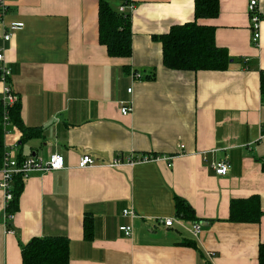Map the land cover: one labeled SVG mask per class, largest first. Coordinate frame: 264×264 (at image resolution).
Instances as JSON below:
<instances>
[{"label":"crops","instance_id":"obj_1","mask_svg":"<svg viewBox=\"0 0 264 264\" xmlns=\"http://www.w3.org/2000/svg\"><path fill=\"white\" fill-rule=\"evenodd\" d=\"M249 1L220 0L217 18L198 21L216 28V45L232 61L225 71L196 72L166 68L157 39L194 21L195 0H132L128 59L111 58L100 44V0H5L0 50L9 84L24 124L41 132L22 144L10 123L5 152L59 154L66 168L23 179L10 229L0 190V264H22L23 247L44 237L69 239V264H259L264 214L259 224L229 220L233 201L258 197L264 213V0L258 45ZM12 23L24 27L5 41ZM3 90L0 81V98ZM121 102L133 106L129 115ZM84 155L96 164L79 169ZM120 156L171 157L172 167L166 160L110 167ZM223 160L231 169L218 176L211 165ZM177 198L196 221L177 216ZM130 209L138 218L123 216ZM160 219H173V227ZM195 223L198 238L190 232ZM122 226H133V235Z\"/></svg>","mask_w":264,"mask_h":264},{"label":"trees","instance_id":"obj_2","mask_svg":"<svg viewBox=\"0 0 264 264\" xmlns=\"http://www.w3.org/2000/svg\"><path fill=\"white\" fill-rule=\"evenodd\" d=\"M119 1L120 6L131 0H100L99 4V41L107 48L111 58L128 59L132 56V14L121 13L119 8L111 5ZM119 6V7H120ZM220 14V0H195V19L183 25L174 26L164 35L157 37L163 47L164 66L181 71H225L232 59L228 51L216 45V28L198 23L202 19H215ZM261 100L264 104V71L260 76ZM8 110L10 123L22 132L21 143L40 137L38 129L27 127L22 118V106L19 103L6 109L0 98V169L2 167L5 144L4 115ZM22 160L23 158H18ZM22 176L13 181V200L6 213L15 215L19 210L20 197L24 188ZM177 216L185 221H196L192 207L184 200L177 198ZM229 220L234 223L259 224L262 215L260 200L253 197L249 200L233 201ZM89 216L85 218V238L93 236V223ZM11 224L8 223L10 229ZM184 244L194 245L187 241ZM22 264H69L70 241L67 237L34 238L22 249ZM259 264H264V244L259 246Z\"/></svg>","mask_w":264,"mask_h":264},{"label":"built area","instance_id":"obj_3","mask_svg":"<svg viewBox=\"0 0 264 264\" xmlns=\"http://www.w3.org/2000/svg\"><path fill=\"white\" fill-rule=\"evenodd\" d=\"M135 10V4L130 1V3L126 5H122L119 7V11L121 13H131L133 16ZM248 12L250 14L251 20V29H252V42L254 45H258L261 40V23H262V14L260 12V4L258 0H250L248 4ZM7 14V5L5 0H0V23H3L4 17ZM24 27L23 23H12L9 25L7 32L4 34V40L10 41L13 35L22 30ZM11 76V71L6 63L4 50H0V81L4 84V90L2 93L1 100L6 109L12 108L15 104L19 103V97L13 92L11 85L9 84V78ZM136 78H139V74H135ZM131 89L129 92L131 93ZM133 111V106L126 102L120 103V112L122 115H129ZM10 118L8 114V110H6L4 115V127L6 132L8 131L10 125ZM184 146H181L183 149ZM158 160H166L170 161L168 163V167H172V158L171 157H163L161 159L157 156H143L141 158H133L132 156L123 158L118 157L113 160L112 163L109 164L112 168H119L125 164L127 165H137L140 163L150 162V161H158ZM96 160L92 158L90 155H84L81 157L78 163L79 169H85L89 166L95 165ZM66 168L65 158L59 154L50 155L47 159L42 157H29L23 158L19 160L15 154L11 151H6L2 163V167L0 169V190L4 194L5 201V218L6 223H8L14 218V215H9L6 213L7 208L9 207L10 202L13 200V181L17 176H22L24 179L30 177L33 173H50L54 171L63 170ZM211 168L214 170L216 175L218 176H226L230 169L231 165L228 160H223L220 162H215L211 165ZM124 217H129L131 219L138 218L135 210H125L123 212ZM158 223L163 224L165 227L170 228L174 225L173 219H160L157 221ZM201 225L199 223H195L190 232L194 237L198 238L201 232ZM120 231L125 234L127 237H131L133 235V226H122Z\"/></svg>","mask_w":264,"mask_h":264},{"label":"rangeland","instance_id":"obj_4","mask_svg":"<svg viewBox=\"0 0 264 264\" xmlns=\"http://www.w3.org/2000/svg\"><path fill=\"white\" fill-rule=\"evenodd\" d=\"M111 5H112V7L117 9L119 7L120 3L118 1H112Z\"/></svg>","mask_w":264,"mask_h":264}]
</instances>
